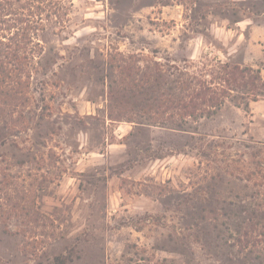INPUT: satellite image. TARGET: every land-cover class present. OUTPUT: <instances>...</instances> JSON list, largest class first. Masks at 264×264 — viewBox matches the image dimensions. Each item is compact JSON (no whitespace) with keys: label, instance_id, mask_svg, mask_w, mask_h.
<instances>
[{"label":"rangeland","instance_id":"obj_1","mask_svg":"<svg viewBox=\"0 0 264 264\" xmlns=\"http://www.w3.org/2000/svg\"><path fill=\"white\" fill-rule=\"evenodd\" d=\"M62 1L0 94V264H264V97L181 128L108 116L131 63L264 76V0Z\"/></svg>","mask_w":264,"mask_h":264},{"label":"trees","instance_id":"obj_2","mask_svg":"<svg viewBox=\"0 0 264 264\" xmlns=\"http://www.w3.org/2000/svg\"><path fill=\"white\" fill-rule=\"evenodd\" d=\"M66 23L62 0H0V90L6 88L0 92L2 102L11 105L15 93L7 88L15 79L14 72L19 74L33 60L39 32L49 27L63 29ZM121 67L127 81L114 82L115 89L110 90L111 120L137 122L139 110L148 124L181 128L189 120L213 115L227 100L246 110L251 101L264 97V76L252 66L216 59L198 72L165 68L157 61Z\"/></svg>","mask_w":264,"mask_h":264}]
</instances>
